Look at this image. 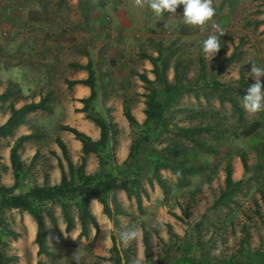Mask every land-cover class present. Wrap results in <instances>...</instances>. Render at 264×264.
<instances>
[{
  "label": "rangeland",
  "instance_id": "1",
  "mask_svg": "<svg viewBox=\"0 0 264 264\" xmlns=\"http://www.w3.org/2000/svg\"><path fill=\"white\" fill-rule=\"evenodd\" d=\"M213 6L215 16L202 31L183 23L182 5L175 14L157 17L147 4L140 8L134 0H0V107L10 110L12 103L32 99L46 88H62L67 77L86 72L87 61L94 73L104 76L127 71L124 80L109 83V98L97 97V115L108 116L114 102L130 111L142 107L143 113L152 90L158 100L164 98L165 104L158 107L162 112L150 129L129 127L127 163L117 165L109 159L113 175L117 167L122 170L117 182H125L141 198L140 210L133 198L126 209L119 206L126 219L112 226L121 264H130L138 253L144 255L141 235L128 246L120 240L121 232L140 231L141 226L149 242L144 264H230V258L264 264V111L251 114L242 107L243 95L254 83L251 64L264 66V0H213ZM118 9L132 15L135 29L130 33L141 34L127 39L131 54L124 66L118 53L125 43L114 35L113 11ZM212 24L225 32L214 58L202 51V41L215 32ZM144 55L159 59V71L165 64L169 92L162 83L153 82L150 62L153 83L140 80L139 75L146 76ZM110 58L120 62L110 64ZM22 70L29 72L21 77ZM10 71L15 72L13 79L6 76ZM23 90L29 92L28 98L20 95ZM110 126L112 138L116 130ZM169 158L183 178L178 181L170 169L158 168L163 192L156 183L154 164ZM227 168L231 181L239 182L228 191ZM223 191L228 195L222 198ZM17 213L9 210L2 215L5 228L16 227L18 234L15 239H0L2 252L10 258L6 264L37 260L77 264L74 253L79 264H110L111 245L99 255L94 234L79 239L53 236L46 241L50 254L37 256ZM74 213L71 207L70 217Z\"/></svg>",
  "mask_w": 264,
  "mask_h": 264
},
{
  "label": "crops",
  "instance_id": "2",
  "mask_svg": "<svg viewBox=\"0 0 264 264\" xmlns=\"http://www.w3.org/2000/svg\"><path fill=\"white\" fill-rule=\"evenodd\" d=\"M123 14H121V12ZM115 15V37H119L122 43V51H119L118 57L122 59L123 66L129 62L127 55H130V49L127 46V39L140 36L141 34H132L135 28L133 27V18L128 10H114ZM120 14L122 20L120 19ZM129 41V40H128ZM113 54V52H112ZM110 57V56H108ZM110 58L108 61L112 64L120 62V59ZM112 61V62H111ZM142 68L146 70V77L150 80V63L146 59H142ZM17 67L20 69L21 67ZM21 77L25 76V72L20 71ZM96 73V72H95ZM94 73V74H95ZM100 71L95 74L96 84H98L97 97L105 100L111 95V88L109 83L116 79H125L127 75L126 70H122L118 73H110L108 76L101 75ZM100 74V75H99ZM15 72L10 71L6 74L7 77L14 78ZM99 75V76H98ZM87 77V73L79 72L76 76L67 77V81H80ZM99 79V80H98ZM66 81V82H67ZM66 82L65 86L58 89L46 88L42 93H38L36 97L27 99L24 102L16 104L12 103L13 109H19L21 106L36 103L40 98H44L45 106L48 108L47 111L34 110L28 112L22 118V122L16 127L12 128L11 132L0 137V185L3 187H11L13 185L12 169L9 161V151L13 146L14 142L18 138H22L17 145L16 154L20 163L21 176L18 180V186L13 190L14 195L23 194L32 187H52L58 185L60 182L61 172L58 167V160L61 163L63 171H67V165L65 160L62 158L61 151L57 145V140L60 141L67 153L69 161L75 165L79 162L81 152V144L76 140L72 133L60 129V126H68L76 129L77 131L86 135L91 141L95 142L99 139V129L96 125L88 118L84 112L79 110L83 107L81 100L86 99L89 96V89L83 84H73L68 89ZM26 94V95H25ZM40 94V96H39ZM20 95H29V92L21 91ZM105 103V102H104ZM108 103H105V107ZM109 107V106H108ZM108 116H105L109 124L114 125L116 132L112 138H108V154L110 159H114V162L119 165L128 156V150L130 145V138H128L130 129L127 121L122 116V104L121 102H114L111 107ZM131 114L138 124L143 119L142 107L139 110L134 111L131 108ZM9 117V107L6 105L0 107V126L3 125ZM110 119V120H109ZM112 136L109 132V137ZM98 170V164L96 156L92 153L85 155L84 172L87 175L94 174ZM111 195L115 197L116 203L120 208L126 209V206L131 202L126 198L125 192L121 189L114 190ZM112 207L111 204H109ZM51 210H54L53 217L55 218L56 227H52L49 223L48 218L42 215V221L45 229V241L53 238H76L80 232V225L73 215L72 222L73 227L69 230H65V222L59 216L60 210L54 204L51 206ZM89 210L94 217L98 231L95 233L91 225L87 228V236L95 235L96 237V252L103 256L104 252L108 250L110 242V234L112 232V222H110L105 215L102 214L101 205L91 199L89 201ZM16 212H18L16 210ZM18 220H21L22 225L26 229L27 239L33 242L36 231V226L30 215L26 212L17 213ZM114 219L117 221H123L126 219L125 215H116ZM17 233L16 227L12 228ZM35 245V244H34ZM46 245H48L46 243ZM36 246V245H35ZM103 250H106L103 252ZM37 251V246H36ZM49 251V250H48ZM101 251V252H100Z\"/></svg>",
  "mask_w": 264,
  "mask_h": 264
},
{
  "label": "trees",
  "instance_id": "3",
  "mask_svg": "<svg viewBox=\"0 0 264 264\" xmlns=\"http://www.w3.org/2000/svg\"><path fill=\"white\" fill-rule=\"evenodd\" d=\"M143 57L153 65V82L162 83L161 85H163L164 91L166 93L169 92V90L172 88L168 87L166 78L163 76L165 64H161V71H159L156 68V62L159 60L158 58H153L148 55H144ZM90 65V61H87L86 65L84 66V70L87 73L86 79L80 81H69L66 82V85L67 87H69L73 84L79 83L88 87L89 96L86 99L81 100L83 107L79 111L84 112L86 114V118L90 119L96 125V127H98L99 139L93 142L86 135L74 128L68 126H60L61 130L72 133L74 138L81 144L82 156H80L78 164L73 165L69 161L64 145L57 140L56 143L61 151L62 158L65 160L67 165V171L65 172L63 171L61 163L58 160V167L61 172L59 184L52 187L34 186L23 194L14 195L12 192L18 186V180L21 176V165L19 163L16 150L17 145L22 138H18L9 151V161L12 169L13 185L8 188L0 185V239L6 237L15 239L18 237V234L16 232L5 228V226L3 225L2 215L4 214V212L9 210H17L19 213L26 212L30 215L36 226L33 243L37 246V256L50 254L45 241V229L42 221V215H45L48 218L49 223L52 227H56L55 218L53 217V213L50 207V205L52 204H56L59 207L61 217L65 222L66 231L73 227V215L71 217L69 215L70 208L72 207L75 210L74 215H76V218L80 225V232L76 236L77 239L81 237H87V228L89 225L93 227L95 233L98 231L97 223L89 210V201L91 199L96 200L101 205L102 214L105 215L106 218L110 222H112V224H114V222L116 221L114 219V216L125 215L123 210L115 204L114 197L112 198L111 193L114 190H123L127 199H134L136 209H141L140 194L136 190L127 189L125 182H117V175L122 173L121 168L117 167V174H112V170L114 168L110 167V158L107 151L111 126L104 117H102L100 114L97 115L96 113H94L96 111L95 103L97 101V85L96 77L94 75V72L91 70ZM139 78L143 83H153L144 75H139ZM157 94L158 93L156 90H152L149 94L146 95V108L143 111L145 118L141 124H138L136 122L127 106L122 104V116L127 121L128 126L130 128L132 127L134 131L140 128L150 129L152 123L155 121L154 118L158 117L162 112L161 106L159 109L158 107L160 104H165L164 98L158 100ZM0 99H2L1 96ZM44 103V98H40L36 103L23 105L16 110L10 109L7 121L0 126V137L8 135L11 132L12 128L19 125L26 113L34 110L47 111L48 108ZM88 153H92L96 156L98 164V171L91 175H87L84 172L85 155ZM130 154L131 148L129 147L128 159ZM172 159L173 158H169L166 162L157 161L154 164V171L156 172V183L163 192L165 191L164 183L161 181L158 175V168L170 169L175 177L178 178V181L183 178V176L179 174L178 170L174 169V166L171 164ZM126 163L127 162L124 161L122 165H125ZM224 183L225 190L227 191L231 189V187H236L239 185L238 181H231L229 168L225 170ZM224 193L225 192L223 191L222 198L224 196ZM143 194L144 197L147 198V194L145 191H143ZM225 194L227 196L228 192H226ZM219 201H221V197ZM109 204H111L112 207H110ZM167 227L169 228V226ZM140 231L143 253L144 256H147L149 254V242L147 238L146 228L144 226H141ZM110 241L111 247L108 250L109 256L107 260L110 262V264H121V259L112 234H110ZM3 245L4 243L0 241V246L2 247ZM1 247L0 264H6L8 263L10 258H7L4 255ZM229 262L230 264H261L258 260L249 261L248 259H243L241 261L234 260V258H230ZM35 264H41V262L37 260ZM225 264H227V262H225Z\"/></svg>",
  "mask_w": 264,
  "mask_h": 264
},
{
  "label": "clouds",
  "instance_id": "4",
  "mask_svg": "<svg viewBox=\"0 0 264 264\" xmlns=\"http://www.w3.org/2000/svg\"><path fill=\"white\" fill-rule=\"evenodd\" d=\"M145 4L157 17L162 16L165 12L175 14L178 6L182 5L183 23L199 27L202 31L215 16L213 0H134V5L137 7L144 8ZM212 27L215 32L209 34L202 41V51L206 56L214 58L221 49L220 38L225 32L216 24H212ZM217 32L219 35L216 34ZM250 73L254 83L247 88L246 94L243 95L242 107L245 111L255 114L264 111V83L261 82V78L264 77V66H258L255 63L251 64ZM140 235L141 233L138 229L129 228L120 233V240L124 246H128L133 241H136ZM220 250V247L216 249L217 254ZM72 258L79 264L80 257L77 253H74ZM145 259L143 254L138 253L131 258L130 264H144Z\"/></svg>",
  "mask_w": 264,
  "mask_h": 264
}]
</instances>
